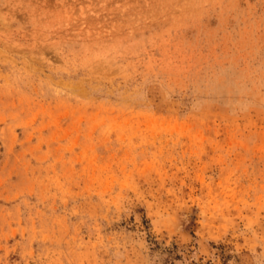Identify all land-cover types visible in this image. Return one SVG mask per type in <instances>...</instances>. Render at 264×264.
Segmentation results:
<instances>
[{
	"label": "rangeland",
	"instance_id": "obj_1",
	"mask_svg": "<svg viewBox=\"0 0 264 264\" xmlns=\"http://www.w3.org/2000/svg\"><path fill=\"white\" fill-rule=\"evenodd\" d=\"M0 264H264V0H0Z\"/></svg>",
	"mask_w": 264,
	"mask_h": 264
}]
</instances>
